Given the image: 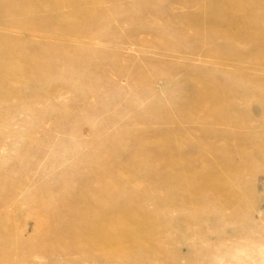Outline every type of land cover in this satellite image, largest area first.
<instances>
[{"label": "rangeland", "instance_id": "374dc122", "mask_svg": "<svg viewBox=\"0 0 264 264\" xmlns=\"http://www.w3.org/2000/svg\"><path fill=\"white\" fill-rule=\"evenodd\" d=\"M44 1L0 3V264H264V4L236 10L254 39L203 27L217 0ZM18 58L36 72L11 83ZM93 210L110 233L80 247ZM118 218L151 236L122 243Z\"/></svg>", "mask_w": 264, "mask_h": 264}, {"label": "bare ground", "instance_id": "6f19581e", "mask_svg": "<svg viewBox=\"0 0 264 264\" xmlns=\"http://www.w3.org/2000/svg\"><path fill=\"white\" fill-rule=\"evenodd\" d=\"M30 1L31 0H5V1H3V0H0V3H7L10 7H11V10H13V11H16V12H21V14H23V13H26V11H33V10H35L36 9V7L34 6V5H32V4H30ZM43 1V0H42ZM68 1V2H67ZM82 1H85V0H82ZM87 1V0H86ZM91 1V0H90ZM251 1V0H250ZM263 4H264V0H260ZM44 2H46V5L43 7L44 9H47V8H51V9H60V8H62V7H64V6H66V5H68V3H69V0H45ZM89 2V1H88ZM12 4V5H11ZM216 4V3H215ZM215 4H213V5H211V6H214ZM19 5H21V6H19ZM253 4H251L250 5V3L248 2V0H217V5H215V7H214V10H212V9H210V10H212L213 12L215 11V13H213L211 16L210 15H208L206 18H205V22H203V27L204 28H206V29H208V30H210L211 32H213L215 29L213 28L214 27V25L216 26V24L218 25V26H221V25H223V27L224 28H228V29H230V31L232 30V32H233V30L234 31H236V30H241L242 31V29H243V31H244V29H250L252 32H253V35H254V39H259V31H260V26L262 25V19L260 20V18H257V17H254V16H252L251 15V13H250V15H251V18H244V17H241V16H244V15H237V13H236V10H238V8L240 7L241 9H242V7H243V9H245L244 7H246V9L245 10H249L248 8L250 7V6H252ZM259 5V4H258ZM15 6H19V8H16ZM211 8V7H210ZM251 8V7H250ZM240 9V10H241ZM244 11V10H243ZM242 12V11H241ZM240 11L238 12V13H241ZM248 13H249V11H247ZM217 13H219L218 15H217ZM245 13H246V11H245ZM247 14V13H246ZM80 15H83V13L82 14H80V13H77L76 15H74V14H70V15H65V16H62V18H63V20L64 19H66V18H74V20L76 21V22H81L80 24H82V23H84L85 22V20L86 19H90L91 20V16H88L87 14H85V15H83V16H81V17H79ZM247 16V15H246ZM245 16V17H246ZM205 17V16H204ZM250 17V16H249ZM197 18H198V16H197ZM196 19V18H195ZM87 21V20H86ZM89 21V20H88ZM92 22V21H91ZM202 22L200 21V24H201ZM88 24V23H87ZM193 25V24H192ZM76 26V25H75ZM197 26H198V24H197ZM202 26V25H201ZM217 27V26H216ZM81 28V27H80ZM75 30H76V27H75ZM78 30V29H77ZM80 30V29H79ZM78 30V31H79ZM82 31H83V29H81ZM77 32V31H76ZM210 32V33H211ZM79 33V32H78ZM227 33H228V31H227ZM233 33H235V32H233ZM236 33H238V31L236 32ZM235 33V35H236V38H240V37H238V36H240V35H238V34H236ZM241 33V32H240ZM239 33V34H240ZM243 33H245V32H243ZM242 33V34H243ZM70 34V33H69ZM226 34V33H225ZM246 34V33H245ZM245 34H243L241 37L243 38V40L244 39H246L245 38ZM81 35V34H80ZM79 35V36H80ZM205 35V34H204ZM238 35V36H237ZM253 39V40H254ZM238 40V39H237ZM240 40V39H239ZM7 41H9V40H7ZM7 41H2L3 43H1V39H0V57H2V62H4L3 61V57H7L8 56V54L7 53H9V55H10V52H9V50H11V49H13L14 47H12V45L14 46V44H10L11 43V41H9V42H7ZM246 42V41H245ZM5 43V44H4ZM239 44V43H238ZM252 44V43H251ZM242 47V46H241ZM14 52V51H13ZM12 52V53H13ZM24 55V52H22L21 53V57ZM7 55V56H6ZM14 56H15V54H14ZM15 57H17V56H15ZM19 57V56H18ZM12 58H13V56H12ZM6 58H4V60H5ZM17 59V58H16ZM19 59V58H18ZM26 60L28 59L27 57L25 58ZM32 59H33V57H32ZM18 61V63H16V64H13V65H5V64H2L1 65V69H2V73L4 74V76L11 82V83H13L12 81H15L16 80V82L15 83H17V80H18V82H21L22 83V81H23V78L22 77H20L19 76V71H24L26 74L27 73H29V75H33V73H35L36 72V69H35V67H37L36 65H33L34 64V62H32V60L30 61V65H25V64H23L22 65V63H21V61H20V59L19 60H17ZM23 61H24V59H23ZM34 61V60H33ZM39 61V60H38ZM1 62V63H2ZM37 61H35V63H36ZM31 63H33V64H31ZM38 64V63H37ZM40 64V63H39ZM35 71V72H34ZM37 74V73H36ZM1 75V74H0ZM28 75V74H27ZM5 78V79H6ZM14 83V84H15ZM24 83V82H23ZM7 85V84H6ZM17 85H21L20 83L19 84H17ZM201 86V85H200ZM204 87V86H203ZM209 88V87H208ZM1 89V88H0ZM199 89H200V87H199ZM215 89V88H214ZM217 89V88H216ZM224 89H226V88H224ZM224 89H222V90H224ZM200 90H202V89H200ZM199 90V91H200ZM204 90V89H203ZM217 91H220V89H218V90H216V93H217ZM201 92V91H200ZM203 92V91H202ZM205 92V91H204ZM203 92V93H204ZM212 92L213 91H210L209 93H207V95H208V98L206 97V99H207V102L205 103V104H207V105H209V103L208 102H210L211 100H213L212 98H213V96L211 95L212 94ZM223 93V92H222ZM225 93H226V90H225ZM201 94V93H200ZM224 94V93H223ZM198 96H199V93H198ZM202 96H203V94H202ZM205 96V95H204ZM225 96V97H224ZM199 97H201V96H199ZM227 97V93H226V95L224 94L223 95V99L224 98H226ZM196 98V97H195ZM217 100V99H216ZM221 100V99H220ZM197 101H200V100H197ZM217 102H219L218 100H217ZM223 102V101H222ZM225 102V101H224ZM203 103V102H202ZM197 104V103H196ZM200 105V104H199ZM195 106V105H194ZM198 106V105H197ZM211 109V108H210ZM205 111V110H204ZM165 142V141H164ZM165 144V143H164ZM161 149V148H160ZM163 151V150H162ZM162 153H164V151L162 152ZM166 153V152H165ZM179 155V154H178ZM162 156V155H161ZM165 156H166V154H165ZM171 156V155H170ZM167 158V157H166ZM161 159V158H160ZM92 160H94V159H92ZM176 160V159H175ZM174 161V160H173ZM175 162V161H174ZM105 168V167H104ZM216 169H217V167H215ZM220 168V167H219ZM208 169V168H207ZM210 169V168H209ZM181 170V169H180ZM183 170V169H182ZM211 170V169H210ZM223 170V169H222ZM110 172V171H109ZM184 172H185V170H184ZM183 172V173H184ZM208 171H206V173H207ZM104 173V172H103ZM190 173V172H189ZM205 173V176L204 177H206L207 176V174ZM107 174V173H106ZM120 175H122L123 177H125V178H127V179H129V177L130 176H124V174L123 173H119ZM194 174V173H193ZM103 176H104V174H102ZM212 175V174H211ZM241 175V174H240ZM186 176V175H185ZM122 177V178H123ZM200 178L201 177H203V175L202 176H199ZM210 177V176H209ZM98 178V177H97ZM103 178V177H102ZM206 178H208V177H206ZM96 180V179H95ZM198 180H201V179H198ZM204 180V179H203ZM103 180L100 178V180L98 181V185L97 186H99V185H101V182H102ZM129 181V180H128ZM95 183H96V181H95ZM202 184H204L205 186H209V185H211L212 183H214V184H218L219 185V187H226L227 185L226 184H224L225 182L224 181H222L219 177H218V175L215 173V175L214 176H212L209 180H207V179H205L203 182H201ZM112 184V183H111ZM192 184V183H191ZM226 185V186H225ZM192 186V185H191ZM212 186V185H211ZM95 187V186H94ZM100 187V186H99ZM98 187V188H99ZM113 187V186H112ZM111 187V188H112ZM106 188V187H105ZM227 188V187H226ZM99 189H101V188H99ZM104 188H102L101 190L104 192V190H103ZM228 189V188H227ZM92 190V189H91ZM96 190V189H95ZM98 190V189H97ZM106 190V189H105ZM224 190V189H223ZM114 191V190H113ZM91 192V191H90ZM95 192V191H94ZM98 192L100 193H97V194H99V195H96V193H94L96 196H95V201L93 200L94 198H92V200L94 201V204H95V209H100V207L101 208H103L104 206H105V202H106V199H105V197H102V195L101 194H103V192H100L99 190H98ZM107 192V191H106ZM109 192V191H108ZM221 192V191H220ZM223 193H224V191H223ZM81 195H82V193H81ZM109 195H111V194H109ZM220 195V194H219ZM94 197V196H93ZM109 197V196H108ZM113 197V196H112ZM223 197V196H222ZM227 199V198H226ZM109 200H110V198H109ZM227 200H229V199H227ZM112 203V202H111ZM234 203V202H233ZM109 204V203H108ZM109 206V205H108ZM136 207V206H135ZM88 208V207H87ZM179 208V207H178ZM94 209V210H95ZM94 210H93V215L92 216H86L85 217V215H84V217H83V219H84V224H83V228L80 230V239H81V245H80V247L81 246H84V248H85V246L86 245H89L90 243H88V244H86V240L85 239H87V238H90V240H94V242L96 241L97 242V244H98V241L100 242V240H102L103 238H102V234H104V233H102V231H104L103 230V228L102 227H104L105 228V223H104V217H99L100 215L98 214L99 212L101 213L102 211H97L98 213H94ZM115 212V211H114ZM119 212V211H118ZM129 213V212H128ZM77 214V213H76ZM95 214V215H94ZM118 214V213H117ZM121 214V213H120ZM88 215H90V214H88ZM125 216H127L126 214H125ZM129 217V216H128ZM127 217V218H128ZM101 218H103V219H101ZM121 218V217H120ZM120 218H118L117 220V223L115 224V229H118L119 231H120V233H119V235H120V241L122 242V239L123 238H126L127 236L132 240V243H129L130 245H134V241H136V243L137 242H139V241H137L136 239H135V237H137L136 235H142V237L143 236H151V234H150V232L152 233V228L149 226V225H146V224H144V226L143 227H137V226H132L131 224H130V226H128V224L126 223V222H124V220H126V219H124V220H120ZM131 218V217H130ZM47 219V218H46ZM106 219V218H105ZM122 219V218H121ZM134 219V218H133ZM106 221V220H105ZM109 222V221H108ZM108 222H107V226L108 227H111V226H109L108 225ZM136 222V221H135ZM127 225H126V224ZM142 223H140V225H141ZM113 226V225H112ZM139 226V225H138ZM108 227H106V229L108 228ZM110 228H108V230H109ZM112 229V228H111ZM45 231V230H44ZM105 233L106 232H109V231H104ZM115 232V231H114ZM118 232V231H117ZM110 233V232H109ZM107 234V233H106ZM105 235V234H104ZM149 236V237H150ZM75 237V236H74ZM108 237V236H107ZM93 238V239H92ZM90 240H87V241H90ZM108 241V240H107ZM119 241V242H120ZM93 241H92V243H94ZM95 242V243H96ZM102 242H104V239L102 240ZM125 242H126V240H125ZM127 242H129V241H127ZM68 242L66 241V244H67ZM107 243V242H106ZM123 243V242H122ZM140 243V242H139ZM59 245L60 244H63L62 242H59L58 243ZM69 244H71V242L69 243ZM85 244V245H84ZM116 244H118V243H116ZM127 245V246H130V245ZM142 244V243H141ZM146 244V243H145ZM40 245H42V244H40ZM46 245V244H45ZM50 245H51V243H50ZM68 245V244H67ZM147 245V244H146ZM44 245H42L41 246V248L42 249H44V247H43ZM52 246V248H54V246L55 245H51ZM66 246V245H65ZM73 246V245H72ZM126 246V245H125ZM140 246V245H139ZM138 246V247H139ZM50 247V246H49ZM49 247H45L47 250L49 249ZM89 247V246H88ZM124 247V246H123ZM135 247V246H134ZM150 247V246H149ZM156 247V246H155ZM40 248V247H39ZM67 248V247H66ZM143 248V247H142ZM141 247H139V248H134L133 249V247L131 248V247H127V248H123V253H122V255H121V258L123 259H125L127 256H128V254L130 253L129 252V250L131 249V250H134V252H135V254H139V255H145V256H147L148 255V253H147V251L145 250V248H143L142 249ZM41 249V250H42ZM45 249V250H46ZM69 249H70V246H69ZM147 249V248H146ZM50 250V249H49ZM68 250V249H67ZM39 251H40V249H39ZM72 251V250H71ZM150 251V250H149ZM41 252H43V251H41ZM111 252V251H110ZM132 252V251H131ZM102 254V253H101ZM133 254V253H132ZM149 257V256H148ZM85 258H86V256H85ZM91 258H93V257H91ZM128 258V257H127ZM141 258H142V256H141ZM129 261V260H128ZM126 262V261H125Z\"/></svg>", "mask_w": 264, "mask_h": 264}]
</instances>
